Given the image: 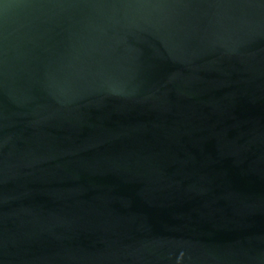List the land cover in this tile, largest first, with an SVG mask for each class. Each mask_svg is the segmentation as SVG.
<instances>
[{
	"label": "water",
	"instance_id": "1",
	"mask_svg": "<svg viewBox=\"0 0 264 264\" xmlns=\"http://www.w3.org/2000/svg\"><path fill=\"white\" fill-rule=\"evenodd\" d=\"M0 264H264V0H0Z\"/></svg>",
	"mask_w": 264,
	"mask_h": 264
}]
</instances>
